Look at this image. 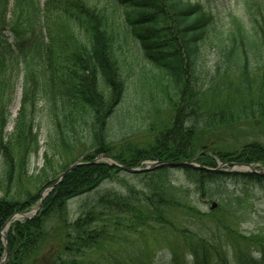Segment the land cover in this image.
<instances>
[{
  "label": "trees",
  "instance_id": "obj_1",
  "mask_svg": "<svg viewBox=\"0 0 264 264\" xmlns=\"http://www.w3.org/2000/svg\"><path fill=\"white\" fill-rule=\"evenodd\" d=\"M50 1L55 7L61 5L67 12L74 10L78 17L69 15L77 22L79 16L89 21L91 39L86 49H77L70 57L63 55L58 47L51 52L49 45L53 34L50 16L54 5H48V2L41 5L38 0H13L8 11L9 0H0V78L8 72L12 62H16V70L22 72L17 117L22 129L9 136L3 130L8 122L7 108L12 92L4 90L6 84L0 86V262L8 253L4 264H154L156 252L160 249L163 254H168L169 264H264L263 244L256 240L247 241L244 249L236 244L227 250L225 243H212L196 233L190 235L192 232L180 233L181 223L177 231L182 235L179 247L149 248L148 242L154 241L156 234L161 235L159 231L175 221L169 218L173 208L175 217L186 210L191 211L188 218L193 223L204 218L193 207L167 202L163 196L169 189L166 186L157 187L152 199L143 194L130 198L107 193L90 206L86 205L76 220H68L67 200L89 194L102 182L122 173L119 168L108 164L90 165L99 155L109 156L128 168H140L146 161L195 160L211 171L188 166L180 170L197 188L203 189L207 183H217L224 176L262 185L264 178L260 175L223 174L214 170L217 162L264 168V145L250 142L231 152H223L210 138L205 145L208 154L197 153L194 138L200 128L198 109L203 107L204 97L200 88L203 73L201 46L209 40L210 32L216 26L214 16L195 3L197 0H117L123 11L125 34L138 43L142 58L151 70L157 72L151 80L163 89L168 98H175L177 105L169 123L157 130L152 129L154 135L150 144L133 146L123 140L117 146V143L109 141L105 127L121 101L125 83L110 46L106 44L104 29L100 20L93 18L92 11L78 5V1ZM241 4L246 23L242 16L231 14L210 43L209 50L215 57L211 72L229 75V83L221 91L236 90L237 87L247 92L255 87L264 89V0H241ZM105 12L106 6L102 7L101 15L104 16ZM52 56L64 60L70 58V61L63 66L52 61ZM144 67L141 72H145ZM57 72L65 76L69 84L59 94L62 101L88 108L93 149L82 156L83 165L70 171L54 186L32 218L10 225L3 234L4 243L1 232L6 222L15 214L37 207L41 192L57 181L43 182L31 193L19 187L15 195L9 194L13 173L23 165V155L20 154L30 151L32 147L29 146L36 144L31 116L36 101L44 98L51 103L53 75L50 74ZM163 76L168 77L165 83ZM143 79L138 83L141 102L145 96ZM262 97L261 93L250 102L252 114L264 111ZM60 105L63 108L61 113L66 115L67 107ZM209 117L204 126L214 129L221 128L228 121L222 114ZM68 165L62 168L61 174L68 169ZM167 169L161 167L139 176L149 177ZM53 221L55 226L50 228L49 223ZM129 232L132 241L126 245ZM161 238L166 240V236ZM113 240L120 244L116 252L106 249ZM137 241L140 243L137 244ZM92 251L100 252L91 258Z\"/></svg>",
  "mask_w": 264,
  "mask_h": 264
},
{
  "label": "rangeland",
  "instance_id": "obj_2",
  "mask_svg": "<svg viewBox=\"0 0 264 264\" xmlns=\"http://www.w3.org/2000/svg\"><path fill=\"white\" fill-rule=\"evenodd\" d=\"M38 1L41 5L47 2L48 5H54L50 16L53 35L50 45L48 43L51 52L58 47L63 55L70 57L75 50L86 49L89 46L91 30L86 18L79 16L80 20L77 22L70 16L77 14L74 10L67 12L61 5L57 4L55 7V4L50 0ZM77 1L78 5L81 4L92 11L93 18L100 20L107 39L106 44L110 46L109 50L118 63L119 74L125 83L121 101L107 120L106 136L109 141L117 143V146L125 140L133 146L144 147L152 141L154 135L151 133L152 129L157 130L169 123L177 100L168 98L163 89L151 80V77L157 72L151 70L142 58L138 43L130 35L125 34L122 20L123 11L117 5V0H75L73 2L77 3ZM195 3L213 15L216 20L215 30L210 32L209 40L201 46L203 73L200 88L204 91V97H202L203 107L198 109L200 128L194 138V146L195 144L198 146L197 153L208 154L205 145L210 138L215 140L218 149L223 152H231L250 142L264 145V111L261 114L256 112L252 114L253 110L250 107L252 104L250 102L256 100L259 94L262 93V98H264V89L255 87L247 92L237 87L236 90L230 88L221 91V88L229 83V75L211 72L215 57L209 49L216 32L223 29L229 16L233 13L242 16V20L245 22L241 0H197ZM12 4L13 0H9L8 11ZM105 6L107 12L102 16L101 9ZM64 13H68V15ZM51 59L63 66H66L70 61V58L64 60L54 56ZM258 65L260 66V64ZM143 66H145L143 70L145 72H141ZM50 75H53L51 78V103H47L44 98H39L36 101L35 110L31 114L36 144L29 146V148L32 147L30 151L27 150L20 154V156L23 155L24 161L23 165L13 173L10 195H15L16 189L19 187H22L25 192L31 193L43 182L51 179L58 180L63 174H61V170L64 166L69 164V168L75 163H82V156L91 153L93 149L90 129L91 116L88 108L82 107L78 103L62 101L59 94L69 86L67 78L59 72ZM142 79L145 84L143 102H141L138 91V83ZM167 79L168 77L163 76L164 83L167 82ZM2 84H6L4 90L12 92L11 102L7 108L8 122L3 130V133L9 136L14 131L22 129V124L17 119L22 92V72L16 70V62H12L8 72L0 78V86ZM60 104L67 107L66 115L61 113L63 108ZM213 114L225 115L228 121L226 120L225 125L218 129L204 126L209 121L206 122L210 118L209 115ZM101 156L99 155L97 158ZM16 157L19 158L18 155ZM97 158L93 161H96ZM188 162L199 165L195 160ZM101 163L109 162L101 158L95 162V164ZM152 163V161H146L140 168H147ZM224 164L217 162L215 170L223 174L247 171L243 168L224 167ZM252 166L264 172V168L259 165ZM224 177L217 183H207L202 187L203 189H200L187 178L183 171L177 168L167 169L157 175L143 178L139 175L122 172L117 177L102 182L93 192L67 200L65 209L68 220L74 221L86 205L90 206L100 196L107 193L129 196L130 198L143 194L147 199H152V194L154 190H157V187L166 186L169 189L164 192L163 196L167 202H172L174 205L178 202L185 205L186 208L193 207L197 213L204 215V218L193 223L188 218L191 211L186 210L185 213L177 214L175 217V208H173L169 218H173L175 221L170 227L165 226L163 231H159L162 233L161 235L156 234L154 241L152 239L148 242L147 246L152 250L159 246L179 247L182 242L180 233L183 232H192L190 235L196 233L204 239H209L212 243H225L227 250H230L231 245L236 244L244 249L245 243L251 240L260 242L263 244L261 248H264V183L262 185L251 184L240 179L229 178L231 176ZM51 186L41 192L40 195H43V198L54 188ZM36 209V206H33L27 212L20 213L22 215H13L7 221L8 223L6 222L1 234L3 235L15 221L34 216ZM179 223L182 224V228H179ZM54 226V221L49 223L50 228ZM178 228L182 229V232H177ZM154 229H158V227ZM162 236H166V240L161 238ZM131 238L132 234L129 232L126 237V245L132 241ZM139 243L137 241V244ZM118 245H120L119 241L113 240L109 242L106 249L116 252ZM258 250L260 251V249ZM98 252L100 251L90 252L91 258L98 255ZM157 252L154 264H169L168 254H163L160 249ZM255 255L258 256V254Z\"/></svg>",
  "mask_w": 264,
  "mask_h": 264
},
{
  "label": "water",
  "instance_id": "obj_3",
  "mask_svg": "<svg viewBox=\"0 0 264 264\" xmlns=\"http://www.w3.org/2000/svg\"><path fill=\"white\" fill-rule=\"evenodd\" d=\"M100 158L109 161L111 166H114V167L119 168L122 172H125V173H128V174H132V175L144 174V173L152 172V171H154V170H156L157 168H160V167H169V168L175 169V168H181L183 166H188V167H191L193 169L207 170L206 168L200 167V166H198V165H196L194 163L167 162V161H164V162H154L149 167L143 168V169H132V168H128V167L121 166V165L117 164L113 159H111V158H109V157H107L105 155H102L101 157L97 158L96 161L99 160ZM96 161H93L90 164L91 165L92 164H95ZM81 165H83V164L82 163H75V164L69 166V168L61 175V177L59 178V180L57 181V183L60 182L70 171H72L73 169H75V168H77V167H79ZM223 166L224 167L231 168V169L245 167V168H247L249 170L250 173H254V174L260 175V176H262L264 178V172L256 171V170L252 169L250 166H247V165H239V164L229 163V164H225ZM7 258H8V254H6V257H5L4 260H6Z\"/></svg>",
  "mask_w": 264,
  "mask_h": 264
}]
</instances>
